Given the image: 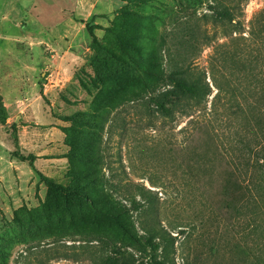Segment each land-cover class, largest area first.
<instances>
[{
	"label": "rangeland",
	"instance_id": "rangeland-1",
	"mask_svg": "<svg viewBox=\"0 0 264 264\" xmlns=\"http://www.w3.org/2000/svg\"><path fill=\"white\" fill-rule=\"evenodd\" d=\"M263 117L264 0H0V264H264Z\"/></svg>",
	"mask_w": 264,
	"mask_h": 264
},
{
	"label": "trees",
	"instance_id": "trees-1",
	"mask_svg": "<svg viewBox=\"0 0 264 264\" xmlns=\"http://www.w3.org/2000/svg\"><path fill=\"white\" fill-rule=\"evenodd\" d=\"M182 74V71H174V75H180ZM173 82V88L176 90L178 94L179 99H185L187 101H194L195 105H203L205 104V98L207 95L208 87L206 85H203L201 82L198 81H188L186 78H178L176 76L172 77ZM156 109L164 118H174L175 117V110L173 107H169L166 102H163L161 100H156ZM259 112H262L261 108H258ZM252 104L249 106V111H247V132H248V121H250L253 116L260 117L261 114ZM260 130H261V141H264V117L260 119ZM258 133V132H257ZM248 136V134H247ZM248 138V137H247ZM259 137L257 136V143L259 142ZM16 146L17 149H19V143L18 138H16ZM247 152L249 151V154L257 157L262 152H259V147L255 145L254 142L247 141L246 144ZM16 155L22 159L27 160L31 163L32 167L34 166L35 157L33 154L25 155L21 153L19 150H16ZM264 158V153L262 154ZM260 161V160H259ZM259 163V162H258ZM262 166V165H260ZM264 179V172H262L261 175ZM259 178L258 180H260ZM256 183V188L260 191H264V185H262L261 181ZM257 180V181H258ZM250 183H248V188L250 187ZM143 239L146 243V245L150 248V257L146 263H138V264H176L174 258L171 255L170 247L173 245V240L175 237L171 233L167 232H160L159 230H155L153 232H150L147 235L143 236ZM114 253V255H112ZM97 255L96 257H93V264H124L125 260L128 264H136L135 259L127 258L125 256V253L119 249L111 248V252L107 253L106 251H102L100 254H97V252L92 253V255Z\"/></svg>",
	"mask_w": 264,
	"mask_h": 264
},
{
	"label": "crops",
	"instance_id": "crops-1",
	"mask_svg": "<svg viewBox=\"0 0 264 264\" xmlns=\"http://www.w3.org/2000/svg\"><path fill=\"white\" fill-rule=\"evenodd\" d=\"M66 19V18H65ZM64 19H61V21H60V19H58V20H56V22H57V26H56V28H57V30H58V32L60 33L61 31H63L64 29L66 30L65 31V33H67L68 31H70L71 30V28H73L74 27V25H75V20L73 19V18H67V25H64ZM17 23V22H16ZM52 29H54V27L52 28ZM75 35V34H74Z\"/></svg>",
	"mask_w": 264,
	"mask_h": 264
}]
</instances>
